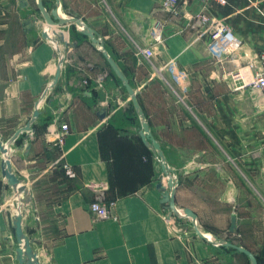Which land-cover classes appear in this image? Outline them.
Returning <instances> with one entry per match:
<instances>
[{
    "label": "crops",
    "instance_id": "0c3cea01",
    "mask_svg": "<svg viewBox=\"0 0 264 264\" xmlns=\"http://www.w3.org/2000/svg\"><path fill=\"white\" fill-rule=\"evenodd\" d=\"M88 2L96 10L86 23L104 39L137 91L168 165L174 161L192 177V202L186 207L198 222L202 216L211 221L212 208L235 202L249 184L264 196V91L250 85L257 55L264 50V0H178L175 9H164V0ZM202 16L210 22L201 23ZM212 19L227 22L241 39L238 61L211 53ZM156 21L162 22L164 41L147 58L139 52L154 43ZM53 29L58 34L49 29L52 39H37L8 59L0 49L5 58L0 66L4 142L35 109L40 111L33 130L8 146L25 191L8 183L0 151V264H19L13 225L19 211L41 264H246L215 263V245L175 231L179 217L169 220L157 188L161 163L145 149L138 115L124 117L132 106L119 77L77 26ZM239 67L242 77L233 81L231 72ZM63 124L69 130L59 143L55 139ZM129 140L135 142L132 147ZM65 163L76 176L66 174ZM211 175L228 183L221 197L202 193L211 191L203 183ZM97 199L106 203L109 217L90 210ZM228 216L233 232L237 217ZM244 247L255 255L263 249Z\"/></svg>",
    "mask_w": 264,
    "mask_h": 264
},
{
    "label": "rangeland",
    "instance_id": "374dc122",
    "mask_svg": "<svg viewBox=\"0 0 264 264\" xmlns=\"http://www.w3.org/2000/svg\"><path fill=\"white\" fill-rule=\"evenodd\" d=\"M43 2L49 11L57 5L56 0H43ZM60 2L67 16H76L82 18L85 22L88 14H93L96 10L94 6L90 5L88 0H60ZM225 24L228 25L227 22ZM74 27H76L75 24ZM47 29L46 20L38 8L37 0H0V40L2 39L5 41L4 43L2 41L0 49L5 52L7 59L13 56L17 51L24 50L25 52L28 46L37 39L47 40V38L43 36V32ZM3 51L1 52L0 50V66L5 62ZM153 69H155V66ZM133 113V108H130L129 111L124 113L125 119L133 120ZM134 115L136 114L134 113ZM151 133L163 149V142L158 140L152 131ZM125 135H127V132ZM133 142L131 140L128 143L132 144ZM150 158L152 161L155 159L158 164L159 160L156 159L152 153ZM173 162L169 165L176 179L178 176L176 191H178L179 206H177L180 209H184L192 202L191 189L193 180L192 177L188 176L185 172L184 166ZM156 174L158 175L156 179L161 180L169 189V176L164 172H156ZM209 181L207 182L206 180L205 182L203 181V183L206 188H211V191L205 190L202 192L203 195L205 197L211 196L212 198L221 197L222 191L225 192L228 183L215 175H211ZM188 192L190 194H188ZM261 196L263 195L259 191L251 188L250 184L249 186L247 185L245 191L241 190L239 192L235 202H223V205L216 208L217 211H215V208H212L214 213L210 215L211 221L202 216L201 223L198 222L200 229L207 234H214L215 237L217 236L218 238L229 240L238 245L244 246L248 244L253 249L263 247L256 256L264 261V199ZM208 208L209 207H205V209ZM224 214L226 215L222 216ZM228 214L237 217V224L233 232L229 230L230 216H228ZM173 223L172 226H174L173 228L175 231L182 236L187 238L193 235L199 238L194 231L192 221L189 217L176 218ZM209 245L211 246L212 244L210 243ZM215 248L217 252L212 254L213 256L211 259L215 263H220L224 260H232L233 263L242 262L250 264L249 257L243 254L239 257V253L241 252H236L237 250H233L234 248L225 250L228 251L226 255L218 253V251H221L219 247L216 246ZM227 253H231L230 258H228Z\"/></svg>",
    "mask_w": 264,
    "mask_h": 264
},
{
    "label": "water",
    "instance_id": "95a60500",
    "mask_svg": "<svg viewBox=\"0 0 264 264\" xmlns=\"http://www.w3.org/2000/svg\"><path fill=\"white\" fill-rule=\"evenodd\" d=\"M56 7L53 8L51 11H49L46 6L44 5L43 0H37L38 8L42 12L46 24L48 26V29L43 32V36L47 39H52V37L49 34V29L55 32L54 34L57 35L58 31L53 29L56 26H63L67 24H75L81 33L89 37L94 47H96L102 55L105 57L107 62L109 63L112 70L115 72V74L119 77V79L122 81L123 86L125 87L126 91L129 94L130 100L135 108V111L139 117L140 123H141V129L139 131L140 136L144 142V144L149 147L155 156L159 159L161 163V167L163 172L169 176V189L167 188V185L164 184L162 181L157 183V188H159L163 194H162V201L164 203H167L168 205V218L169 220L173 217H189L192 221L193 228L195 233L202 239L209 241L215 246H225V247H231L236 249L238 252L246 254L250 259V264H259L256 255L247 249L246 247L242 245H238L236 243H233L229 240L222 239L215 237L214 235L207 234L203 232L198 224V218L197 214L189 207H186L184 209H180L176 204V190L178 181L176 179V176L173 172V170L170 168V166L167 163V158L165 156V153L163 149L161 148L160 143L153 137L150 127L147 121L146 114L143 110V107L141 106L138 94L135 88L132 86L129 78L125 74V72L120 67L119 63L116 61V59L113 57V55L110 54L108 49L106 48L105 41L100 37L98 32L91 27L88 23H86L82 18L76 17V16H67L64 11L63 7L61 6L60 0H56ZM64 13V14H63ZM40 111L39 109H35L33 112V115L31 119L28 121V123L23 126L22 128L18 129L14 135L10 138L8 143H5L3 140L2 135L0 134V151L2 154L5 155L4 160L2 161V173L7 178L8 183L17 191V192H23L25 191L26 187L25 185H21V180L19 177L13 172L12 169V163H11V155L9 152V144L12 143L21 133L25 131H31L33 130V123L36 121V119L39 117ZM22 221H23V214L21 211L15 216L13 220V225L16 231V239L19 244L18 247H16V258L19 262V264H41L40 259L38 257L37 252L34 250L32 246L31 239L25 234L23 227H22ZM236 218L232 217V226L231 229L235 227Z\"/></svg>",
    "mask_w": 264,
    "mask_h": 264
},
{
    "label": "built area",
    "instance_id": "2783aa9c",
    "mask_svg": "<svg viewBox=\"0 0 264 264\" xmlns=\"http://www.w3.org/2000/svg\"><path fill=\"white\" fill-rule=\"evenodd\" d=\"M209 1V0H207ZM215 1L219 4H226L227 0H211ZM178 4V0H164L163 7L164 9H175ZM202 23H209L210 18L206 16H202L200 19ZM162 22L156 21L152 27L151 35L154 40V43L144 49H141L139 52L143 54L147 58H152L159 48V45L163 43L164 36H163V29H162ZM210 31V41H209V49L211 53L217 59H222L225 55L232 57L235 61H238L237 54L240 52L242 48L241 39L238 38L232 29L225 24L221 20L212 19L211 26L209 28ZM259 66L255 68L254 77L251 80L250 85L255 89L264 91V50H262L257 55ZM242 73L239 69H235L231 72V78L233 81L241 79ZM69 130V126L67 124H63L61 126V131L57 133L56 141L62 143L66 133ZM64 169L66 174L69 177L76 176V172L71 167V165L65 163ZM90 210L95 213L100 218H107L110 216V209L101 199H97L90 204Z\"/></svg>",
    "mask_w": 264,
    "mask_h": 264
},
{
    "label": "trees",
    "instance_id": "16d2710c",
    "mask_svg": "<svg viewBox=\"0 0 264 264\" xmlns=\"http://www.w3.org/2000/svg\"><path fill=\"white\" fill-rule=\"evenodd\" d=\"M86 36V35H85ZM107 62V61H106ZM107 64L109 65V63L107 62ZM109 67H110V65H109ZM111 68V67H110ZM111 71H112V73H113V75L114 76H116L117 78H118V76L115 74V72L112 70V68H111ZM119 81H120V83H121V86L123 87V89L126 91V89H125V87L123 86V84H122V81L119 79ZM131 106H132V108H133V110H134V113L137 115V113H136V111H135V108H134V106H133V104H132V102H131ZM125 139L127 138V137H124ZM129 141H131V140H129ZM133 142V141H132ZM129 144V147H132L133 146V144H134V142L132 143V144H130V143H128ZM144 146H145V149H146V151L149 153V154H153V151L149 148V147H147L145 144H144ZM220 249H222V250H226V249H232V248H229V247H225V246H222V247H220ZM233 250H235V249H233ZM236 251V250H235ZM236 252H238V251H236ZM241 254H243V255H245L246 257H248L246 254H244V253H241ZM258 261H259V264L261 263L262 264V262H264V261H262V260H260L259 258H258Z\"/></svg>",
    "mask_w": 264,
    "mask_h": 264
}]
</instances>
